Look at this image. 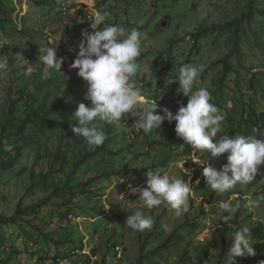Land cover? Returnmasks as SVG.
Here are the masks:
<instances>
[{
  "label": "rangeland",
  "instance_id": "1",
  "mask_svg": "<svg viewBox=\"0 0 264 264\" xmlns=\"http://www.w3.org/2000/svg\"><path fill=\"white\" fill-rule=\"evenodd\" d=\"M97 11L109 13L107 23L140 31V67L134 83L145 100L156 101L159 114L161 108L175 114L186 105L176 80L180 67L193 65L200 72L193 88L208 89L210 102L225 117L224 134L248 136L243 132L250 124L245 122H261L264 0H0V57L8 60L0 70L1 118L10 117L13 126L22 127L31 114L19 92L37 94L30 78L41 71L39 50L43 54L57 48L64 60L53 74L55 87L61 88L58 97L73 81L80 98L61 127H29L9 139H2L0 132V215L11 219L0 222V264H224L233 233L245 226L251 229L256 254L237 257L235 264H261L264 165L252 182L217 193L205 184L195 162L203 160L219 169L226 153L212 158L183 144L175 122L164 121L158 130L145 133L129 116L108 123L116 133L107 144L112 153L101 150L98 157L76 166L97 147L70 131L77 105L90 106L87 85L70 65L81 32L90 30ZM16 49L21 53L12 56ZM29 64L33 71L26 75ZM96 122L102 131L109 130L104 121ZM17 147L22 153L9 167ZM157 170L189 182V211L178 215L166 205L141 209L152 217L153 227L133 231L124 224L139 208L132 189L144 187L146 172ZM196 173L201 178L193 181ZM227 200L233 207L239 205L234 213L217 206Z\"/></svg>",
  "mask_w": 264,
  "mask_h": 264
},
{
  "label": "clouds",
  "instance_id": "2",
  "mask_svg": "<svg viewBox=\"0 0 264 264\" xmlns=\"http://www.w3.org/2000/svg\"><path fill=\"white\" fill-rule=\"evenodd\" d=\"M108 16V12L95 13L90 30L81 32L78 52L70 65V70H77L76 75L86 83V99L90 101V106L79 103L71 117L74 121L70 124L73 136L84 138L87 145L96 148L107 139L96 121L111 124L130 116L145 133L158 130L164 121L175 122L174 131L183 144L190 145L194 150L206 151L212 158L227 154L226 163L219 169L212 164L206 165L203 160L195 162L202 168L204 182L211 190L222 194L238 184L252 182L264 165V141L257 136L229 137L223 133L221 125L225 117L210 102L212 97L208 89L193 88L200 75L198 67L193 65L180 67L176 80L179 83L178 93L187 98L186 105L179 106L175 114L167 108L159 109L163 113L159 114L156 101L145 100L134 83L140 67L137 63L141 55L140 31L136 28L128 31L123 26L107 23ZM39 53L41 79H50L53 71L59 73L64 60L57 58V48H47L43 54L39 50ZM7 62V57H0V70L6 68ZM32 71L29 64L25 74L30 75ZM152 87L156 88L154 77ZM216 137L219 138L213 142ZM185 162L179 166L182 168ZM184 174L188 173L184 170ZM190 192L189 182L183 178H176L168 171H163V174L161 170L147 171L145 186L132 189L138 197L139 208L127 215L124 224L137 232L150 230L154 221L141 209L151 210L161 205L170 206L178 215L187 213ZM119 199L123 201V196ZM217 206L227 213H234L239 207H233L230 200L218 201ZM230 218L224 217L225 220ZM253 245L251 229L247 226L239 228L232 235L224 264H235L237 257L255 256Z\"/></svg>",
  "mask_w": 264,
  "mask_h": 264
},
{
  "label": "trees",
  "instance_id": "3",
  "mask_svg": "<svg viewBox=\"0 0 264 264\" xmlns=\"http://www.w3.org/2000/svg\"><path fill=\"white\" fill-rule=\"evenodd\" d=\"M21 53V50L16 49L12 56H16ZM57 58H61L57 52ZM55 73V71L52 72V75ZM50 79H41V71L38 72L35 76H32L30 79L32 82L31 85L34 86V90H36V95H30L27 94L25 90L19 92L20 96L24 98V101L26 102L27 106H30L31 108V114L28 116L27 120L22 124V127H16L13 126L10 122V117L4 116L5 118H1V111H0V132L2 139H9L12 135L17 134V132L27 131L29 127H35L40 130H44L46 128H57L61 127L64 123L68 121V114L71 111L72 106L80 100L78 98L77 94L75 93L77 87V84L72 81V84L66 83V90L63 93V96L59 98V93L61 91L60 87H55V79L54 75ZM42 93H45L42 95ZM82 100V99H81ZM50 101L53 102V104L50 106ZM9 119V120H8ZM7 123L5 124V121ZM123 120V118H122ZM250 120L246 121L245 123L250 124V127L247 128L245 132H243L241 129L238 131L243 132L245 135L248 136H257V139L264 141V114L260 115L258 117V121L261 122H252ZM97 123V122H96ZM106 123V122H104ZM108 124V123H107ZM109 125V124H108ZM257 127V131H255V128ZM107 139L105 140L104 144L100 147H97L95 151L87 152L85 156H83L77 163L76 166H78L83 160H90V158H95L99 156V151L109 152L112 153V150L108 147V143L113 140L112 136L113 134H116L113 132V126L109 125V130L104 132ZM85 142V140H84ZM87 145V143L85 142ZM17 156L11 154V161L8 163L9 167L13 164L12 162L21 155L22 153V147H17ZM1 153H3L1 151ZM64 158V159H63ZM60 158L62 160H65L66 158L63 157ZM65 162V161H64ZM8 167V168H9ZM103 174L107 176L109 172L107 169L103 170ZM201 175L199 173H196L192 180L195 181L197 179H200ZM202 182V181H201ZM70 199L66 200V205L69 203ZM11 219H6L5 217L0 215V222H10ZM263 226V225H261ZM261 231L264 232V229L262 227ZM259 233V232H258ZM257 231L252 232L254 235H258ZM168 245V243H166ZM116 246V244H114ZM153 254H156L153 253ZM247 259H249L248 256H246ZM207 264V263H205Z\"/></svg>",
  "mask_w": 264,
  "mask_h": 264
},
{
  "label": "water",
  "instance_id": "4",
  "mask_svg": "<svg viewBox=\"0 0 264 264\" xmlns=\"http://www.w3.org/2000/svg\"><path fill=\"white\" fill-rule=\"evenodd\" d=\"M162 27L165 28L166 27V23H163Z\"/></svg>",
  "mask_w": 264,
  "mask_h": 264
}]
</instances>
